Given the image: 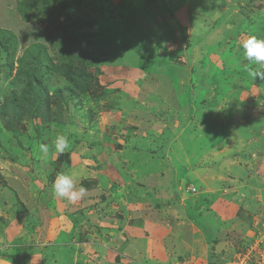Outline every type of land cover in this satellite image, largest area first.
Instances as JSON below:
<instances>
[{"label": "rangeland", "instance_id": "1", "mask_svg": "<svg viewBox=\"0 0 264 264\" xmlns=\"http://www.w3.org/2000/svg\"><path fill=\"white\" fill-rule=\"evenodd\" d=\"M69 1L0 0V264L264 252V81L240 47L264 0ZM61 172L83 199L54 195Z\"/></svg>", "mask_w": 264, "mask_h": 264}, {"label": "clouds", "instance_id": "2", "mask_svg": "<svg viewBox=\"0 0 264 264\" xmlns=\"http://www.w3.org/2000/svg\"><path fill=\"white\" fill-rule=\"evenodd\" d=\"M243 57L248 61L249 66L246 71L252 80L260 79L264 81V38L256 35H249L240 45ZM255 66V67H253ZM70 147V141L67 134H57L52 142V148L55 152L63 153ZM39 154H47L50 146L39 144L35 149ZM52 190L56 197L75 203L83 199L87 194V189L83 186L77 187L73 175L69 172L59 173L53 184Z\"/></svg>", "mask_w": 264, "mask_h": 264}, {"label": "built area", "instance_id": "3", "mask_svg": "<svg viewBox=\"0 0 264 264\" xmlns=\"http://www.w3.org/2000/svg\"><path fill=\"white\" fill-rule=\"evenodd\" d=\"M250 246L244 250L237 251L228 264H264V252Z\"/></svg>", "mask_w": 264, "mask_h": 264}, {"label": "trees", "instance_id": "4", "mask_svg": "<svg viewBox=\"0 0 264 264\" xmlns=\"http://www.w3.org/2000/svg\"><path fill=\"white\" fill-rule=\"evenodd\" d=\"M38 2V0H30V3L32 6H36V3ZM74 0H70L69 4H73ZM71 7H66V11L69 12ZM9 102L11 103V105L13 106V109H16L14 106L19 107L20 106V99H16V100H9ZM10 104H7L6 107H8ZM0 113H4V111H0Z\"/></svg>", "mask_w": 264, "mask_h": 264}]
</instances>
